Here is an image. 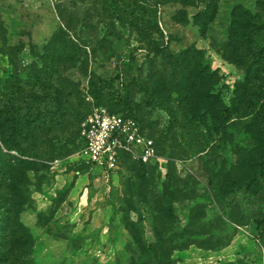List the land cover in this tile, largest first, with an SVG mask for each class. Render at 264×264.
Returning <instances> with one entry per match:
<instances>
[{
	"label": "rangeland",
	"instance_id": "1",
	"mask_svg": "<svg viewBox=\"0 0 264 264\" xmlns=\"http://www.w3.org/2000/svg\"><path fill=\"white\" fill-rule=\"evenodd\" d=\"M207 2L215 9L204 14ZM110 3L0 0V121L14 99L18 116L35 111L27 92L45 93L40 112L55 111L50 97L63 100L44 137L33 132L35 146L18 138L35 161L47 148L38 143L56 147L40 155L46 167L17 214L31 239L18 260L174 264L175 251L191 248L214 251L220 264H264V0ZM242 10L248 26L234 33ZM94 106L129 109L157 159H124L106 176L85 163L78 129ZM7 134L1 163L19 156ZM136 184L151 190L137 195ZM86 204L100 209L93 230Z\"/></svg>",
	"mask_w": 264,
	"mask_h": 264
},
{
	"label": "trees",
	"instance_id": "2",
	"mask_svg": "<svg viewBox=\"0 0 264 264\" xmlns=\"http://www.w3.org/2000/svg\"><path fill=\"white\" fill-rule=\"evenodd\" d=\"M111 3H114L116 7H119L118 2L120 0H110ZM141 2L147 3L149 6L156 7L159 0H141ZM110 3V4H111ZM215 7H211V5L207 2L204 5V14L207 11H210L211 13L214 11ZM244 11L235 12L234 17L232 19L231 26L233 27V32L236 33L234 27H246L245 23H239V20L243 17ZM249 14V13H248ZM210 16V15H209ZM211 18V17H210ZM231 29V32H232ZM233 33V34H234ZM232 34V33H231ZM229 34V36L231 35ZM54 39V36H53ZM60 39V38H59ZM54 45V43H52ZM62 44V43H61ZM68 59L73 60V57L68 56ZM61 60V59H60ZM14 75H16L14 73ZM11 79H15V77H11ZM35 84V83H34ZM14 87L16 88V91L19 90L18 86H15V83H10L9 89L13 92ZM21 91V89H20ZM56 91V90H55ZM28 98L31 101H34V110L31 112L30 110L32 108H28V111L19 113L18 105L16 104L15 99L12 101H9L8 106L12 109V111H7L8 116L5 117L4 120L0 121V134L4 132H8L9 139L3 140L5 146L9 150L17 151L19 153L18 157H15L11 159V163L6 162H0V264H25V261H19V254L18 250L23 248V246L26 245V242H28L30 239L29 233L27 228L18 220L17 214L22 211L25 207L29 206L30 202L32 201L30 197V188L29 186L32 185L31 180L35 178L36 172H39L43 170L46 167V164L42 161V157L40 155H45L47 158L53 157V152L55 151V148L51 143L49 142H41L38 143L46 148V150L43 151V153H39L37 156L34 155L33 158L39 159V161L27 159L31 157L29 154V151L27 147H22L18 143V138L21 137V134L25 138V140H30L31 143H29L30 148L35 146V142H32L35 139V136L33 135V132H40L41 137H44L45 133L43 131H46V122H48L52 115H56V118L58 117V113L60 112V107L58 104L63 102L62 99L59 97H50V99L53 102V106L55 107V111L52 113L51 111L48 112V110H45L44 112H40L39 109H37L36 104L37 100L39 102H44L47 97H45V93L40 97L37 98L32 95H29L27 92ZM211 99L210 101V107L217 106V100ZM31 101H28L29 104H32ZM213 102V103H212ZM32 106V105H31ZM6 107V106H5ZM3 107V108H5ZM114 112V111H113ZM116 112H122L124 114L130 115L137 119L133 113L127 109H121ZM18 121L21 123L22 126H19ZM138 121V120H137ZM139 122V121H138ZM56 122H52V125H55ZM71 125V123L67 122L66 126ZM80 139V138H79ZM6 142V143H5ZM81 142V140H80ZM37 147V145H36ZM63 147V146H62ZM40 148V147H39ZM61 151L63 153H66L68 149L62 148ZM128 160L127 158H124ZM123 159V160H124ZM8 161V160H7ZM130 161V160H129ZM133 162V161H132ZM137 166L140 163L133 162V164ZM262 164V161L260 163L256 164L255 167H259ZM257 172V170H254L252 173V178L254 177V174ZM29 174L32 175V177H29ZM247 178V177H246ZM250 180L249 182H243L240 183L238 186H242L244 188H248L251 184ZM146 184V183H145ZM136 191L137 195L145 196L146 193L150 192L151 188L148 189V191H145V189H142L141 184H136Z\"/></svg>",
	"mask_w": 264,
	"mask_h": 264
},
{
	"label": "built area",
	"instance_id": "3",
	"mask_svg": "<svg viewBox=\"0 0 264 264\" xmlns=\"http://www.w3.org/2000/svg\"><path fill=\"white\" fill-rule=\"evenodd\" d=\"M78 155L103 175L113 171L124 158L140 164L157 159L153 138L134 117L94 106L78 129Z\"/></svg>",
	"mask_w": 264,
	"mask_h": 264
},
{
	"label": "crops",
	"instance_id": "4",
	"mask_svg": "<svg viewBox=\"0 0 264 264\" xmlns=\"http://www.w3.org/2000/svg\"><path fill=\"white\" fill-rule=\"evenodd\" d=\"M81 212H89V219L87 222V227L89 230H93L99 226L98 217L100 209L91 207L88 204L84 208H80ZM214 251L206 250H197L191 248H185L175 251L173 254V263L174 264H220L218 262L219 255H214ZM239 264V263H236Z\"/></svg>",
	"mask_w": 264,
	"mask_h": 264
}]
</instances>
